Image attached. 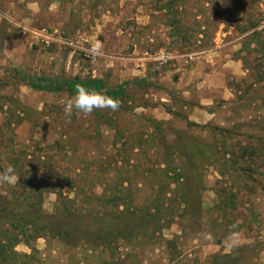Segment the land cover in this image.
I'll return each instance as SVG.
<instances>
[{"label":"rangeland","instance_id":"1","mask_svg":"<svg viewBox=\"0 0 264 264\" xmlns=\"http://www.w3.org/2000/svg\"><path fill=\"white\" fill-rule=\"evenodd\" d=\"M35 1L0 0V172L17 176L0 183V218L17 219L0 223V244L18 236L5 264H264V171L253 184V162L235 173L226 156L264 148V0ZM30 76L147 85L67 116L73 95ZM181 148L203 156L178 182ZM115 196L151 212L131 206L142 229L105 240ZM78 217L89 233L54 231Z\"/></svg>","mask_w":264,"mask_h":264},{"label":"trees","instance_id":"2","mask_svg":"<svg viewBox=\"0 0 264 264\" xmlns=\"http://www.w3.org/2000/svg\"><path fill=\"white\" fill-rule=\"evenodd\" d=\"M253 34H254L253 37H250L249 39L254 40L256 38V34L255 33H253ZM259 81L264 82V78H261ZM26 82L32 89H34L36 91L49 92V93L67 92L71 95L75 94V89H76L77 85H83L89 89H95L97 92L104 93L110 99H112L113 101H116V102H122L126 99L129 88L132 85L137 86V87H142V86L147 85L146 80H134L132 82H125L124 84H122L121 86H119L115 89H109L106 87V85L103 81L96 80V79H91V80L63 79V80L50 81L47 78L33 77V76L28 77ZM183 118L187 121L189 126L195 125L193 122L189 121L187 118H185V117H183ZM201 150L204 151V149H201ZM180 151H182L183 155L189 159V164L181 171L182 177L180 180H178V182L186 181V179H184L186 177V175L193 173L192 171H190L193 169H189V167L195 168L196 166H198V163L201 162L200 160L196 159L193 156H196V155L203 156V153L201 151L195 152L194 150H190L191 151L190 152V151L186 150L185 148H181ZM240 151H241L240 153L228 152V154H226V156L229 155V158H227V161L228 162L230 161L231 167L234 170L233 172L237 173L238 171H241V168H239V167H242L240 165L241 162L244 164H248L250 162H253V175H255V176H253V184H260L259 180L261 179V177L263 175L260 172L264 171V148H263V146L260 144L253 145V146H244V147L240 148ZM226 156H224V158H226ZM200 158H202V157H200ZM221 175L225 176L226 173L221 172ZM178 176H179V174H178ZM121 201H122V198H120V197L118 198L115 196L112 198V203L116 207L117 210H119L121 205H125V208L122 210L121 213H119V216H117L118 222L115 223V225L106 226L104 223L100 224L101 222H99V229L97 230L96 233L98 234V236L103 237L105 240H108L112 236L114 238H118V239H126V238L131 237V235L133 234V231H139L140 229H142V226L140 227L139 225H137L138 224L136 221L137 216L134 214V211H130V209L132 207L135 210L139 211L140 213L142 212L147 216L150 215L149 213L151 212V208L149 206H147L145 208L144 207L141 208V206H139V205H138L139 207L135 206L132 200L129 201L128 205L124 204ZM231 203L233 204V202H231ZM156 209H158V207H156ZM14 218H15V216H14ZM14 218H12L11 216H8L7 218H4V219L0 218V223H2V222H5L6 224L8 223L9 225H11L12 227L15 228L16 224H17V219H15L16 220L15 221ZM88 218L93 219V220L97 219L96 217H94L92 215H88ZM46 219L49 220L48 218H46ZM82 219L83 218L78 217V219H76L75 222L73 223V225L71 226L70 231H68V229H66V228H61V226H59V228H54V231L55 232L56 231L62 232V233L71 232L72 235L78 234L81 236V233H84V229H87V228L82 227V224H83ZM144 219L149 222L150 218H144ZM144 219H143V221H145ZM151 219H153V218H151ZM3 220H5V221H3ZM37 220H39V217L37 219V216H34V214H29L28 216L22 215L20 217L19 222H23V223L26 222L25 224H27L28 226H30V225L36 226V224H39V228H37L35 230L36 232H39L42 230H50L51 231L53 229V227H51V224L44 223V222L38 223ZM129 221H133V227L129 226L130 225ZM122 225H125V227ZM127 228H128V231L125 230ZM22 233L27 234V231L25 230ZM87 233H89V230L86 232V234ZM13 238L16 241L18 236L13 237ZM6 239L8 240L11 238L6 237ZM14 240L11 239V241L8 242L9 243V249H7V247L4 244H2V243L0 244L1 245L0 246V257L4 256L2 258L3 259L2 264L9 263L12 259H14L15 257L18 256V253L15 251V246L17 245L18 241L14 242ZM8 254H9V256H8Z\"/></svg>","mask_w":264,"mask_h":264},{"label":"clouds","instance_id":"3","mask_svg":"<svg viewBox=\"0 0 264 264\" xmlns=\"http://www.w3.org/2000/svg\"><path fill=\"white\" fill-rule=\"evenodd\" d=\"M119 107V103L110 99L102 92L95 89H89L83 85H77L75 94L68 101L65 109L67 116L71 115V109H75L84 114H90L94 109L111 108L113 110ZM17 180L15 169L9 165L3 172H0V183L14 184ZM237 237L232 235L229 241L235 240Z\"/></svg>","mask_w":264,"mask_h":264},{"label":"built area","instance_id":"4","mask_svg":"<svg viewBox=\"0 0 264 264\" xmlns=\"http://www.w3.org/2000/svg\"><path fill=\"white\" fill-rule=\"evenodd\" d=\"M168 59L169 58H167V56H165L164 54L158 58V60H161V61H164V62H167Z\"/></svg>","mask_w":264,"mask_h":264},{"label":"crops","instance_id":"5","mask_svg":"<svg viewBox=\"0 0 264 264\" xmlns=\"http://www.w3.org/2000/svg\"><path fill=\"white\" fill-rule=\"evenodd\" d=\"M29 4H30V7H33L35 5V0H28ZM33 9V8H32Z\"/></svg>","mask_w":264,"mask_h":264}]
</instances>
